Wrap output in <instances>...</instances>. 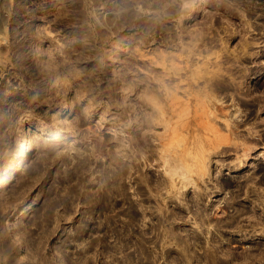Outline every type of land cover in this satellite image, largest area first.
<instances>
[{"label":"rangeland","instance_id":"rangeland-1","mask_svg":"<svg viewBox=\"0 0 264 264\" xmlns=\"http://www.w3.org/2000/svg\"><path fill=\"white\" fill-rule=\"evenodd\" d=\"M4 173L0 264H264V0H0Z\"/></svg>","mask_w":264,"mask_h":264},{"label":"bare ground","instance_id":"bare-ground-1","mask_svg":"<svg viewBox=\"0 0 264 264\" xmlns=\"http://www.w3.org/2000/svg\"><path fill=\"white\" fill-rule=\"evenodd\" d=\"M154 112V111H153ZM157 113V111H156ZM164 113V112H163ZM169 113V112H168ZM150 117V116H149ZM156 117V116H155ZM152 118V117H151ZM149 119V118H148ZM155 119V118H154ZM149 123V122H148ZM40 134H44V132H40ZM28 140L26 139H22L19 140V142L17 143V145L14 147V151L17 153V155L19 157H24L26 154V150L28 148ZM175 143V142H174ZM165 148V147H164ZM173 146L171 147V149H165V151L162 153L161 152V157L163 158V160L165 162H168V165L166 167L167 172L172 176L173 174H176L177 176H179L181 178V181L183 182L182 184H186L184 182H191V184L194 185V181L190 180L191 178L188 176V174L186 173V171L183 169L182 164L179 159V157H176L172 151ZM175 148V147H174ZM173 152V153H170ZM159 155V154H158ZM158 161V160H157ZM176 162V163H175ZM169 167V168H168ZM14 168V167H13ZM178 169H182L181 171L177 172ZM184 170V171H183ZM167 174V173H166ZM169 175V176H170ZM6 173H4L2 176H0V183L4 182L6 179ZM179 178V179H180ZM187 180V181H186ZM188 182V183H189Z\"/></svg>","mask_w":264,"mask_h":264}]
</instances>
